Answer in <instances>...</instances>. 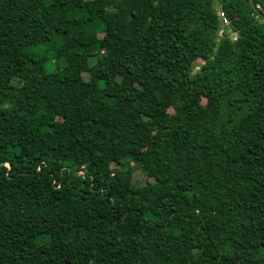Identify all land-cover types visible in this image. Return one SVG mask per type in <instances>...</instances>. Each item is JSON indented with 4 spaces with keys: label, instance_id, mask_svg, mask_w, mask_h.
Segmentation results:
<instances>
[{
    "label": "trees",
    "instance_id": "obj_1",
    "mask_svg": "<svg viewBox=\"0 0 264 264\" xmlns=\"http://www.w3.org/2000/svg\"><path fill=\"white\" fill-rule=\"evenodd\" d=\"M258 4L0 0V264H264Z\"/></svg>",
    "mask_w": 264,
    "mask_h": 264
},
{
    "label": "rangeland",
    "instance_id": "obj_2",
    "mask_svg": "<svg viewBox=\"0 0 264 264\" xmlns=\"http://www.w3.org/2000/svg\"><path fill=\"white\" fill-rule=\"evenodd\" d=\"M214 3H215V2H214ZM218 5H219V3H218V4L215 3V5H214V9H215V11L217 10ZM255 6H256V7H257V6L259 7V8H258L259 11H261V12L264 11L260 4L255 5ZM262 10H263V11H262ZM261 14H262V13H261ZM257 18H258V16H257ZM220 21H221V20H220ZM221 23H222V21H221ZM220 25H221V24H220ZM229 26H230L229 24H228L227 26H225V25L222 23V25L220 26L219 30L222 29V31H223V33H224V32L226 31V28H228ZM219 30H218V32H219ZM228 32L230 33V35H233V36L236 38L235 33H232L231 29H228ZM223 33H222V34H223ZM91 62H93V60H91ZM52 67L54 68V64L49 65L48 68L51 69ZM13 84H17V81L14 80V81H13ZM185 93H186V95H187L189 98H193V97L197 94V91H196L194 88L189 87V89H187V90L185 91ZM201 101H202V103H205V100H204V99H201ZM132 179H133V184L136 185V186L144 185L145 183H147V182L150 181V179L147 178V177L144 175V173L141 172V171L138 170V169H134Z\"/></svg>",
    "mask_w": 264,
    "mask_h": 264
},
{
    "label": "built area",
    "instance_id": "obj_3",
    "mask_svg": "<svg viewBox=\"0 0 264 264\" xmlns=\"http://www.w3.org/2000/svg\"><path fill=\"white\" fill-rule=\"evenodd\" d=\"M255 7H256V6H255ZM258 8H259V7L257 6L256 9L258 10ZM216 15L219 17V19L222 21V23H223L225 26H227V25L229 24V22L227 21V19H225V17L223 16V13H222L221 10H220V5H218V7H217ZM222 33H223L222 29L219 30V32H218V36H219V35H222ZM231 37H232L233 40L235 39V37H234L233 35H231Z\"/></svg>",
    "mask_w": 264,
    "mask_h": 264
},
{
    "label": "water",
    "instance_id": "obj_4",
    "mask_svg": "<svg viewBox=\"0 0 264 264\" xmlns=\"http://www.w3.org/2000/svg\"><path fill=\"white\" fill-rule=\"evenodd\" d=\"M249 2H251V0H249ZM252 7H253L254 11L256 12V14L258 15V17L264 19V15L261 14V13L256 9L255 6L252 5Z\"/></svg>",
    "mask_w": 264,
    "mask_h": 264
}]
</instances>
